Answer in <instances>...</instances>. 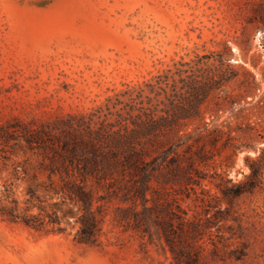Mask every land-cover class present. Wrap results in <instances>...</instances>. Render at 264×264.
Segmentation results:
<instances>
[{"label": "rangeland", "instance_id": "rangeland-1", "mask_svg": "<svg viewBox=\"0 0 264 264\" xmlns=\"http://www.w3.org/2000/svg\"><path fill=\"white\" fill-rule=\"evenodd\" d=\"M190 77L217 84L200 117L164 142L206 144L211 159L196 194L169 191L207 231L201 264H264V177L237 198L222 193L264 155V0H0V264H175L164 241L118 222L131 203L117 198L95 202L101 231L79 243L82 212L55 194L60 178L24 129L140 90L156 102L159 79L175 94Z\"/></svg>", "mask_w": 264, "mask_h": 264}, {"label": "trees", "instance_id": "trees-1", "mask_svg": "<svg viewBox=\"0 0 264 264\" xmlns=\"http://www.w3.org/2000/svg\"><path fill=\"white\" fill-rule=\"evenodd\" d=\"M183 82L184 92L169 94L159 79L157 86H151L153 93L160 91L157 97L163 95L156 102L157 98L145 102L144 91L140 90L126 93L128 101L117 99L113 106L96 113L70 115L53 127L24 129L28 145L44 150L51 176L60 178L62 184L55 194L82 212L79 243L96 242L101 231L104 206L95 211V202L117 198L131 203L117 208V220L122 226L164 241L175 264H201L203 247L199 243L207 231L188 216L182 199L172 196L169 190L188 197L196 194V187H202L207 179L200 176V166H205L211 156L206 144L196 148L189 144L180 152V144L167 145L164 138L200 117L201 106L217 83L191 77ZM263 177L264 155L251 165L246 183L226 186L222 193L225 198H237L261 187ZM101 190L104 195L98 196ZM8 215L18 219L13 211ZM23 221L37 228L44 223L35 216Z\"/></svg>", "mask_w": 264, "mask_h": 264}]
</instances>
